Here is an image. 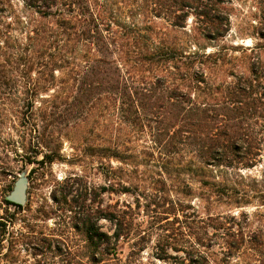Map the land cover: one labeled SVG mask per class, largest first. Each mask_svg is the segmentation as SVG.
Listing matches in <instances>:
<instances>
[{
	"label": "trees",
	"instance_id": "16d2710c",
	"mask_svg": "<svg viewBox=\"0 0 264 264\" xmlns=\"http://www.w3.org/2000/svg\"><path fill=\"white\" fill-rule=\"evenodd\" d=\"M18 1L0 0L1 105L22 115L20 109L52 87L74 101L69 116L84 117L92 113L90 105L102 103L105 143L87 150L108 161L102 188L108 195L132 194L140 187L136 176L121 181L118 172L136 175L140 167L155 168L162 184L171 174L181 175L187 188L198 183L206 203L255 205L263 211H256L259 218L253 221L244 212L194 215L169 189L166 202L158 205V225L143 229V221H137L140 200L135 208L125 205L127 210L108 203L90 211L86 194L70 197L67 187L52 198L65 211L78 208L72 224L86 238L82 251L28 233L15 241L52 250L58 264H83L82 259L84 264H143L141 254L152 238L160 261L264 264V49H246V74L235 73V65L225 68L234 60L227 48L206 51V42L228 33L224 5L229 0ZM189 17L192 27L186 29ZM154 19L182 31L183 38L168 40ZM136 131L146 142L140 149L130 142L129 133ZM48 157L38 162H49ZM111 161L121 166L114 168ZM257 166L254 175L244 172ZM100 219L108 224L105 232L97 226Z\"/></svg>",
	"mask_w": 264,
	"mask_h": 264
},
{
	"label": "rangeland",
	"instance_id": "374dc122",
	"mask_svg": "<svg viewBox=\"0 0 264 264\" xmlns=\"http://www.w3.org/2000/svg\"><path fill=\"white\" fill-rule=\"evenodd\" d=\"M14 1L20 5V1ZM224 6L229 16L228 33L216 43L206 42V51L227 48L234 60L225 68L229 70L231 65H235V73L246 74L250 61L247 56L250 51L246 49L256 45L264 49V0H229ZM153 22L155 29L165 33L168 40L180 41L183 38L182 31L173 29L163 19H154ZM186 25V29L192 27L190 17ZM202 43L205 44L204 41ZM58 90L60 89L52 87L48 91L40 92L30 107L20 109L22 115H16L15 107L0 104V264H58V256L52 250L34 243H17L15 238L21 233L50 239L53 245L59 244L61 247L63 244L72 252L82 251L87 245L86 238L72 224L73 217L78 216V208L65 211V206L56 203L52 198L53 194L58 197V190L63 191L67 187L70 197L79 198L86 194L84 205L90 211L97 208L102 210L108 203L127 210L125 205L135 208L136 200H140L137 221H143V229L158 225V213L162 211L158 205L166 202L164 192L169 189L173 190V196L174 191L179 193V197L190 207L186 211L194 212V215H238L244 212L250 216L251 221L259 218L253 215L263 209H256L255 205L234 207L204 202L199 197V184L191 182V188H187L181 175L171 174V180L166 175L163 177L165 184H162L155 168L140 167L136 170V175L127 171L118 172V180L121 181L136 176V183L140 187L131 190L132 194H106L102 188L107 183L108 161L99 155H90L87 150L90 145L105 143L107 118L103 104L97 102L90 105L92 113L84 117L69 116L66 113L76 110L73 106L75 103L66 94L58 93ZM53 112L61 113L51 116ZM129 134L135 149H140L139 145L146 143L139 132ZM45 154L49 156V162L39 163ZM110 164L114 168L121 166L115 161ZM259 169L260 166H257L244 172L254 175ZM21 174L27 178L26 202L20 209H16L6 204L4 199ZM64 180L66 183L62 185ZM92 199L94 200L91 201ZM163 222L164 220L161 221ZM97 226L101 232H105L108 224L100 219ZM153 243L154 238L141 254L142 263L174 264L173 261L156 259ZM122 247L125 254L127 245ZM82 263L85 260L82 259Z\"/></svg>",
	"mask_w": 264,
	"mask_h": 264
},
{
	"label": "water",
	"instance_id": "95a60500",
	"mask_svg": "<svg viewBox=\"0 0 264 264\" xmlns=\"http://www.w3.org/2000/svg\"><path fill=\"white\" fill-rule=\"evenodd\" d=\"M27 178L21 174L14 182L12 190L5 197L6 200L23 205L26 202Z\"/></svg>",
	"mask_w": 264,
	"mask_h": 264
}]
</instances>
